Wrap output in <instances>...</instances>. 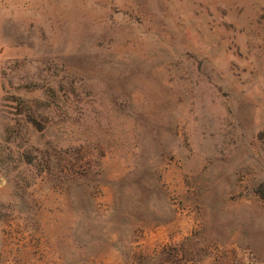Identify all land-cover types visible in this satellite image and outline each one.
Listing matches in <instances>:
<instances>
[{
    "label": "rangeland",
    "instance_id": "374dc122",
    "mask_svg": "<svg viewBox=\"0 0 264 264\" xmlns=\"http://www.w3.org/2000/svg\"><path fill=\"white\" fill-rule=\"evenodd\" d=\"M0 264H264V0H0Z\"/></svg>",
    "mask_w": 264,
    "mask_h": 264
}]
</instances>
